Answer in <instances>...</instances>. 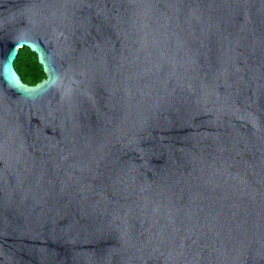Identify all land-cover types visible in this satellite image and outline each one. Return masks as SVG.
I'll return each instance as SVG.
<instances>
[{
  "label": "water",
  "instance_id": "obj_1",
  "mask_svg": "<svg viewBox=\"0 0 264 264\" xmlns=\"http://www.w3.org/2000/svg\"><path fill=\"white\" fill-rule=\"evenodd\" d=\"M0 264H264V0H0Z\"/></svg>",
  "mask_w": 264,
  "mask_h": 264
},
{
  "label": "trees",
  "instance_id": "obj_2",
  "mask_svg": "<svg viewBox=\"0 0 264 264\" xmlns=\"http://www.w3.org/2000/svg\"><path fill=\"white\" fill-rule=\"evenodd\" d=\"M13 66L22 82L27 85H35L45 78L36 54L27 47H22L18 50Z\"/></svg>",
  "mask_w": 264,
  "mask_h": 264
}]
</instances>
